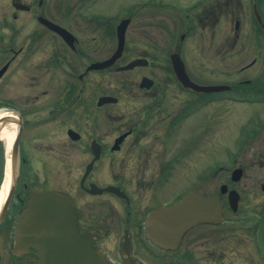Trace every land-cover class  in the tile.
Returning a JSON list of instances; mask_svg holds the SVG:
<instances>
[{
    "label": "flooded vegetation",
    "instance_id": "af4514ba",
    "mask_svg": "<svg viewBox=\"0 0 264 264\" xmlns=\"http://www.w3.org/2000/svg\"><path fill=\"white\" fill-rule=\"evenodd\" d=\"M56 1L0 0V125H10L18 138L14 189L6 209L0 206V264L36 261L18 234L19 217L34 193L48 190L72 197L79 233L90 237L91 250L106 264H264V117L240 129L228 178L209 179L219 171L209 175L201 160L184 163L206 151L207 123L197 118L204 107L264 109V0H123L117 24L101 29L115 38L116 48L117 26L129 20L121 57L105 70L91 65L115 48L106 58L91 59V36L65 25L77 17L51 14L91 11V3ZM39 17L71 33L72 46ZM87 21L80 27L90 34L94 22V28L101 24L91 16ZM134 21L137 42L150 43L152 55L141 49L123 64ZM175 54L190 82L221 90L207 93L180 83L171 61ZM134 60L139 64L130 71L140 75L138 84L91 97V73L117 72ZM144 78L150 83L141 84ZM120 93L138 102L132 116L107 110L121 105ZM106 96L117 101L98 105ZM47 136L56 138L62 170L77 168L80 152L86 156L82 175L67 179L62 189L49 186L44 175L52 163ZM235 170L241 171L238 178ZM178 182L183 186L176 187ZM75 186L87 207L72 193ZM189 194L218 196L220 218L194 224L180 237L166 236L154 213Z\"/></svg>",
    "mask_w": 264,
    "mask_h": 264
},
{
    "label": "rangeland",
    "instance_id": "374dc122",
    "mask_svg": "<svg viewBox=\"0 0 264 264\" xmlns=\"http://www.w3.org/2000/svg\"><path fill=\"white\" fill-rule=\"evenodd\" d=\"M47 4L52 5L56 3V0H44ZM76 1V0H75ZM75 1H72L73 3ZM123 0H81L80 3L90 4L91 3V11L81 10L79 12H63L65 17H60L56 12H52V17L58 19L65 20L70 14H74L77 19L72 20L70 17L67 21H65V25H68L75 31L79 36H91V59H102L108 57L115 48V38L111 39L109 36L104 35L101 32L102 26H114L117 24L120 17L124 14L123 9H119L118 6L122 3ZM93 3V4H92ZM89 16L93 17V19L100 20L101 24L94 28L97 23H93L91 26V34L87 30H82L80 26L83 23H87V19ZM79 20L80 24L77 23ZM72 21V22H71ZM137 23L134 21L133 27H130L127 35L126 41V57L121 61L124 64L125 61H129L134 58L138 52L143 49L146 53L152 55L151 44L145 42H137L136 36V27ZM88 42H85V48H88ZM165 45L161 43V47ZM164 55L162 53L158 57L160 62L164 61ZM156 59V58H155ZM247 61V60H246ZM199 60L194 61V65H198ZM220 63V62H219ZM230 66V65H229ZM212 67L215 68L213 65ZM221 68L226 69L228 66L223 65ZM241 79L249 78L248 75L240 76ZM221 80V78H219ZM140 80V75L135 71L133 72H106V73H91V97L94 96L95 100L100 95H112L117 93L120 90L123 84H138ZM233 80V79H231ZM231 82V81H230ZM120 100L122 101L119 106L108 107L107 110L111 111L113 115H122V116H132L136 111V104L138 103L135 98H129L124 96L123 93H120ZM206 108V110H205ZM204 110L201 111L200 114L202 116H197L198 119L202 118L207 123L206 126V151L204 155L199 156V152L192 154L190 160L185 161L184 163L197 164L206 163L207 168L209 170V175L212 173L210 171L218 170L219 173L214 174V177H210L209 179L219 180L224 175V179L226 177L225 169H228V173L231 171L233 167L234 153L233 150L236 145V141L241 134L240 129L244 128L245 123H249L256 117H264V109L258 110L254 106L251 105H235L232 106L230 104H210L208 107H204ZM81 125L86 126L87 124L82 122V116L79 118ZM106 130V129H105ZM242 131V130H241ZM46 142L51 143V148L46 150L45 153L49 156L50 166H46L45 176L48 180V184L51 187H55L58 189L65 188V181L67 179H75V177H79L82 175L84 171V161H86V156L79 153V165L77 168L73 167H65L62 166L63 170L57 165L58 159V148L55 137L47 136L45 139ZM51 149H55V153L51 151ZM203 153V152H202ZM0 154H2L3 158V173L0 178V188L3 184L6 175V165H7V157L8 150L4 144V142L0 141ZM48 162V163H49ZM198 166V165H193ZM71 169L69 171L68 169ZM57 171L60 173L57 175ZM214 173V172H213ZM193 172L191 176H193ZM53 182V183H52ZM172 186H174L172 184ZM183 186L182 183H177L176 187ZM72 193L75 194L80 201L88 206V201L84 199L83 194L79 191L77 186L72 188Z\"/></svg>",
    "mask_w": 264,
    "mask_h": 264
},
{
    "label": "water",
    "instance_id": "95a60500",
    "mask_svg": "<svg viewBox=\"0 0 264 264\" xmlns=\"http://www.w3.org/2000/svg\"><path fill=\"white\" fill-rule=\"evenodd\" d=\"M38 20L43 25L57 32L68 45L72 46L74 38L69 32L41 17ZM128 24L129 20L125 19L117 26V48L114 54L107 60L93 63L91 70L109 68L120 59L124 47L125 30ZM171 61L178 81L184 86L203 92L219 90V87H197L189 81L178 55H172ZM138 64L139 60H135L117 70H130ZM145 82L149 81L145 78L142 84L144 85ZM116 101L117 99L113 97H102L99 99L98 105ZM1 123L2 121H0ZM17 139L13 141L12 151H10L9 156L10 182L6 199L3 202V210L6 209L16 179ZM240 172V170H235L233 174L234 176L237 175L236 178H238ZM220 212L221 206L218 196L190 194L183 197L179 203L160 209L154 214L160 219L161 227L167 233L165 234L166 236L180 237L194 224L218 220ZM19 221V236L26 240V247H30L36 252L37 260L33 264H106L100 254L91 250L90 237L79 234L74 202L65 193L42 191L33 194L25 210L21 213ZM161 238L160 242L166 243V240L163 237Z\"/></svg>",
    "mask_w": 264,
    "mask_h": 264
},
{
    "label": "bare ground",
    "instance_id": "6f19581e",
    "mask_svg": "<svg viewBox=\"0 0 264 264\" xmlns=\"http://www.w3.org/2000/svg\"><path fill=\"white\" fill-rule=\"evenodd\" d=\"M13 137H14V132L11 129L10 125H5V126L0 128V141L4 142L7 150H9V148H10ZM9 181H10V171H9V163H7L5 179H4L3 184L0 188V205L4 201L5 196L7 194V191L9 188Z\"/></svg>",
    "mask_w": 264,
    "mask_h": 264
},
{
    "label": "trees",
    "instance_id": "16d2710c",
    "mask_svg": "<svg viewBox=\"0 0 264 264\" xmlns=\"http://www.w3.org/2000/svg\"><path fill=\"white\" fill-rule=\"evenodd\" d=\"M3 161V158H2V154H0V178L2 176V173H3V166H2V162Z\"/></svg>",
    "mask_w": 264,
    "mask_h": 264
}]
</instances>
